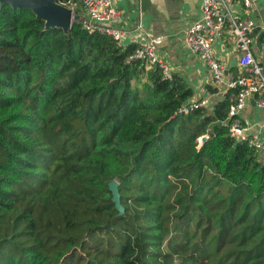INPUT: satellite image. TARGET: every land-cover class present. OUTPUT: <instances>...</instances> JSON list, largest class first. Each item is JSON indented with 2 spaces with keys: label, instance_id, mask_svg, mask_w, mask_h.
<instances>
[{
  "label": "trees",
  "instance_id": "1",
  "mask_svg": "<svg viewBox=\"0 0 264 264\" xmlns=\"http://www.w3.org/2000/svg\"><path fill=\"white\" fill-rule=\"evenodd\" d=\"M84 23L2 6L0 264H169L170 235L183 264H264V154L226 125L238 90L180 114L179 76Z\"/></svg>",
  "mask_w": 264,
  "mask_h": 264
},
{
  "label": "crops",
  "instance_id": "2",
  "mask_svg": "<svg viewBox=\"0 0 264 264\" xmlns=\"http://www.w3.org/2000/svg\"><path fill=\"white\" fill-rule=\"evenodd\" d=\"M112 5L118 11V17L106 22V25L127 33L121 46L137 47L143 41H154L159 62L168 67L171 75L179 76L191 89L192 96L187 103L203 101V107H206L223 99L225 94L213 85L207 68L185 43V32L201 16L202 0H112ZM233 10L248 16L255 23L252 53L255 58H262L264 0H254L248 11L242 10L241 0H234ZM80 11L82 13L78 15L86 22L84 10ZM259 36L260 45H257ZM213 50L229 75L237 76L240 73L239 52L232 37L223 33L214 42ZM209 87L217 92L211 93ZM255 100V97L246 100L239 118L248 121L250 137L264 140V108L258 107Z\"/></svg>",
  "mask_w": 264,
  "mask_h": 264
},
{
  "label": "built area",
  "instance_id": "3",
  "mask_svg": "<svg viewBox=\"0 0 264 264\" xmlns=\"http://www.w3.org/2000/svg\"><path fill=\"white\" fill-rule=\"evenodd\" d=\"M254 0H241L242 10L252 8ZM234 0H202L201 16L185 32V43L191 53L196 55L207 68L212 77V83L220 92L226 94L231 89L238 90L235 102L229 107L227 127L229 134L239 142H246L264 154V140L250 137L249 123L239 118L245 102L255 97L258 107L264 108V50L260 59L254 57L252 48L255 43V23L248 16L233 10ZM75 14L76 8L84 10L87 21L85 29L89 33L99 32L111 37L119 45L126 37V32L106 25L118 17V11L113 7L112 0H69L65 6ZM223 33H227L237 44L240 73L229 75L225 66L214 54L213 44ZM145 61L149 66L159 65L163 77L169 78L168 67L161 64L156 56L154 41H143L137 47L129 60ZM205 102L186 103L179 110L180 114L204 106Z\"/></svg>",
  "mask_w": 264,
  "mask_h": 264
},
{
  "label": "water",
  "instance_id": "4",
  "mask_svg": "<svg viewBox=\"0 0 264 264\" xmlns=\"http://www.w3.org/2000/svg\"><path fill=\"white\" fill-rule=\"evenodd\" d=\"M3 5L11 6L13 9H28L36 16L37 19L44 21L45 29L59 28L67 33L73 22L80 20V16L74 14L70 9L55 3L54 0H0V13ZM260 45V36L256 40ZM206 140L201 138V143ZM108 190L112 196V202L115 208L122 212L120 205L118 183L113 180L108 184Z\"/></svg>",
  "mask_w": 264,
  "mask_h": 264
},
{
  "label": "rangeland",
  "instance_id": "5",
  "mask_svg": "<svg viewBox=\"0 0 264 264\" xmlns=\"http://www.w3.org/2000/svg\"><path fill=\"white\" fill-rule=\"evenodd\" d=\"M81 9L78 7L75 9V14H80L82 13L80 11ZM206 138V136H203ZM202 138V137H201ZM201 138L198 140V142L200 143L201 142ZM117 181V180H115ZM175 184L179 187V180L177 182H175ZM178 190V189H177ZM176 190V191H177ZM170 236L167 237L166 241L168 242V244L170 243V246L173 247V251L171 252V256H170V260H169V264H183L182 263V260L184 259H187L188 258V255L185 254V253H182L176 246L175 244H178V242H175L173 240H170ZM175 243V244H174ZM165 253H167V250H165ZM189 263H192V264H200L199 261H189Z\"/></svg>",
  "mask_w": 264,
  "mask_h": 264
}]
</instances>
